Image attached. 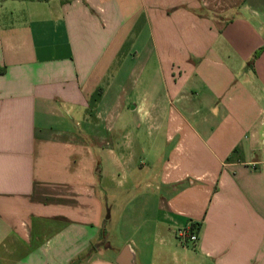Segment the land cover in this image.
<instances>
[{
  "label": "crops",
  "instance_id": "0c3cea01",
  "mask_svg": "<svg viewBox=\"0 0 264 264\" xmlns=\"http://www.w3.org/2000/svg\"><path fill=\"white\" fill-rule=\"evenodd\" d=\"M123 256L264 264V0H0V264Z\"/></svg>",
  "mask_w": 264,
  "mask_h": 264
},
{
  "label": "built area",
  "instance_id": "2783aa9c",
  "mask_svg": "<svg viewBox=\"0 0 264 264\" xmlns=\"http://www.w3.org/2000/svg\"><path fill=\"white\" fill-rule=\"evenodd\" d=\"M179 236L183 240L184 243H196L198 241V234L194 232L192 226L189 228H183L179 231Z\"/></svg>",
  "mask_w": 264,
  "mask_h": 264
},
{
  "label": "trees",
  "instance_id": "16d2710c",
  "mask_svg": "<svg viewBox=\"0 0 264 264\" xmlns=\"http://www.w3.org/2000/svg\"><path fill=\"white\" fill-rule=\"evenodd\" d=\"M2 1H6V0H2ZM39 1H49V0H39ZM104 93V88L103 87H99L96 92L93 94L91 101H90V108H95L96 105L100 102L102 96Z\"/></svg>",
  "mask_w": 264,
  "mask_h": 264
},
{
  "label": "rangeland",
  "instance_id": "374dc122",
  "mask_svg": "<svg viewBox=\"0 0 264 264\" xmlns=\"http://www.w3.org/2000/svg\"><path fill=\"white\" fill-rule=\"evenodd\" d=\"M129 45H130V44H129ZM129 45L127 46V48L129 47ZM113 238H114V241H113V242L115 243V245L122 244V243H121V241L117 239V238H118L117 234H116V235H114V237H113ZM153 260H154V261H156V259H155V258H154ZM156 262H158V261H156ZM158 263H159V262H158ZM159 264H160V263H159Z\"/></svg>",
  "mask_w": 264,
  "mask_h": 264
},
{
  "label": "water",
  "instance_id": "95a60500",
  "mask_svg": "<svg viewBox=\"0 0 264 264\" xmlns=\"http://www.w3.org/2000/svg\"><path fill=\"white\" fill-rule=\"evenodd\" d=\"M119 264H130L126 256H123L121 260L118 261Z\"/></svg>",
  "mask_w": 264,
  "mask_h": 264
}]
</instances>
